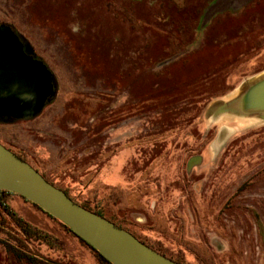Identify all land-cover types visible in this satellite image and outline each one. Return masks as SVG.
Returning <instances> with one entry per match:
<instances>
[{"label": "rangeland", "instance_id": "obj_1", "mask_svg": "<svg viewBox=\"0 0 264 264\" xmlns=\"http://www.w3.org/2000/svg\"><path fill=\"white\" fill-rule=\"evenodd\" d=\"M242 1L222 0L197 33L200 0H0V23L57 82L37 116L0 121V142L188 264H264V119L221 112L264 76V0L222 13H241ZM15 194L10 207L63 244L12 222L13 242L58 263L102 264ZM0 264L27 263L0 246Z\"/></svg>", "mask_w": 264, "mask_h": 264}, {"label": "water", "instance_id": "obj_2", "mask_svg": "<svg viewBox=\"0 0 264 264\" xmlns=\"http://www.w3.org/2000/svg\"><path fill=\"white\" fill-rule=\"evenodd\" d=\"M52 85L57 87V82L44 61L26 57L13 27L0 23V115L5 116H0V121L37 116L57 91V88L53 91ZM12 106L13 113L9 112ZM226 111L241 118L264 115V76L251 82L240 97L234 96L221 109ZM0 190L19 194L40 205L113 264H180L129 230L73 200L1 142Z\"/></svg>", "mask_w": 264, "mask_h": 264}, {"label": "trees", "instance_id": "obj_3", "mask_svg": "<svg viewBox=\"0 0 264 264\" xmlns=\"http://www.w3.org/2000/svg\"><path fill=\"white\" fill-rule=\"evenodd\" d=\"M10 26H12V25H10ZM16 120H19V119H15V120L9 119V121H7V122H10V121L13 122ZM12 151H14L17 155H19L20 157H22L23 159L28 161L27 158L24 157L21 153L15 151V150H12ZM35 168L37 170H39L37 167H35ZM41 173L43 174V176L48 181H50L51 183H53L57 187L61 188L62 190H64L67 193V195H69L76 202L80 203L82 206L86 207L87 209H89L93 212H96V213L106 217L107 219H110L111 221H113L114 223L119 225L120 227L127 229L125 227V225L115 221L113 218L106 215L103 211H100V209H97V207H92L91 205H89L85 202L78 201L68 191V189H66L65 187L54 182L45 173H43V172H41ZM11 194H14V193L9 192L7 190H0V246L5 250V252L9 256V258L10 257L15 258L17 261H19L21 263H27V264H63V263H58L56 261H53L50 258H44V257L39 256V255L37 256L36 252L34 250H30L27 246H24V244H19L18 242L12 241L11 237L9 236V234L6 231H8V227H9L10 223L14 222L17 227H19L21 230H23V232H25V234L26 233L28 234L25 236L28 239L34 238L36 236L38 240L42 239V243H44L48 247L54 246V247L58 248V247H62V244H63L62 242H60V240L57 237L53 236L52 234H50V233H48V232H46V231H44V230H42L36 226H33L31 223L27 222V220H25L23 217L19 216L16 213V211H14L10 207V205L8 203L9 202L8 198ZM15 195H18L24 201H26V202L30 203L31 205H33L34 207L40 209L43 213H45L46 215H48L52 219L58 221L64 228H66V230H68V232H70L74 237H76L78 239V241H80L83 245L87 246L101 260L102 264H113L111 261H109L107 258H105L95 247H93L86 240H84L82 237H80L74 231H72L68 225H66L61 220L51 216L49 213H47L45 210H43V208L40 205L33 203L30 200H27L25 197H23L19 194H15ZM127 230H129V229H127ZM138 238L141 241H143L144 243H146L147 245H149L150 247H152L153 249H155L158 252L168 256L169 258L175 260L176 262H178L180 264H188L182 258V256H180L178 254H172V253L166 251V249L160 245L157 246V245L151 244L150 242H148L144 239H141L140 237H138ZM203 264H207V263L204 262Z\"/></svg>", "mask_w": 264, "mask_h": 264}, {"label": "flooded vegetation", "instance_id": "obj_4", "mask_svg": "<svg viewBox=\"0 0 264 264\" xmlns=\"http://www.w3.org/2000/svg\"><path fill=\"white\" fill-rule=\"evenodd\" d=\"M221 1L222 0H200V2H198L200 5V8H201V12H200V14H199V19H198V22H197V25H196V28H195V32H197V33H199V31H202V30H204L205 31V29L207 28V26H209V24L207 25V26H205L206 28H204V27H202V19L204 18V17H207L208 16V14H211V21H213L215 18H218V16H220L221 15V12H216V10H218V9H216L217 8V6H218V4L219 3H221ZM244 1V0H243ZM243 1H242V3H243ZM253 2V1H252ZM196 3V2H195ZM242 3H239L240 5H242ZM247 3V4H246ZM245 4H246V6H245ZM251 4V2H245V3H243V5L242 6H244L243 8V10H242V12L240 13H236L237 11H239L238 9L239 8H234V7H231V9H226L225 10V8H224V11L222 12V13H225V12H228V13H225V14H223V16L224 17H229V18H232V17H239V16H241V15H243L244 14V10L246 11V9L249 7V5ZM204 6V7H202V6ZM239 5V6H240ZM225 6H227V5H223V7H225ZM223 7H221L222 9H223ZM220 8V9H221ZM216 9V10H215ZM210 12V13H209ZM228 18V19H229ZM201 27L203 28V29H201ZM13 33H14V35L17 37V36H19L20 37V35H22L17 29H15L14 27H13ZM20 42V41H19ZM36 60H39V59H36ZM44 61V60H43ZM44 63L48 66V64L44 61ZM48 68H50V67H48ZM51 70V69H50ZM51 73H52V70H51ZM53 75V74H52ZM54 76V75H53ZM51 81H54L53 79H52V77H51ZM56 88L57 87H55L54 85H52V89H53V91H56ZM52 97H54V95H51ZM53 99V98H52ZM14 102L15 101H13L12 102V104H14ZM15 110H14V107L12 106L11 107V110L9 111V112H14ZM1 116V115H0ZM1 117H5V116H1Z\"/></svg>", "mask_w": 264, "mask_h": 264}, {"label": "bare ground", "instance_id": "obj_5", "mask_svg": "<svg viewBox=\"0 0 264 264\" xmlns=\"http://www.w3.org/2000/svg\"><path fill=\"white\" fill-rule=\"evenodd\" d=\"M250 84H251L250 82L249 83L248 82H245L243 84V86L241 87V89L239 90V92H237L236 97H240L243 94L244 90ZM261 119H264V115H254V116H251V117H246L245 120H241V123L246 124L249 121L256 122V121H259Z\"/></svg>", "mask_w": 264, "mask_h": 264}]
</instances>
